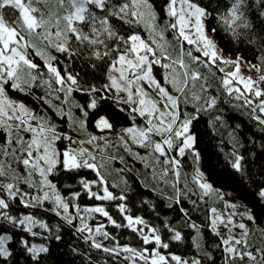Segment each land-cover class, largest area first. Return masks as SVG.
<instances>
[{
	"label": "snow or ice",
	"instance_id": "snow-or-ice-1",
	"mask_svg": "<svg viewBox=\"0 0 264 264\" xmlns=\"http://www.w3.org/2000/svg\"><path fill=\"white\" fill-rule=\"evenodd\" d=\"M244 4L245 0H231L225 11L218 12L210 11L196 0H166L165 19L161 22L152 0H0V229L6 224L32 237L41 235L34 231L36 227L51 231L47 223L32 214L12 215L9 210L18 201L24 208L51 211L69 226L79 222L76 231L86 234L82 239L90 241V247L110 255L128 253L124 259L131 264H202L200 259L189 261L161 253V249L169 248V243L162 240L160 228L130 213L126 192L116 194L110 190V187H119L109 184L110 161L119 159L124 163V158L105 155V152L108 148L122 147L144 166L152 180L173 190L166 198L176 204L189 193L203 199L216 191L198 168L190 180L200 189L199 194L188 187V174H184L181 183V160L189 155L199 161L192 125L202 111L214 109L218 103L217 96L211 94L209 82V76L215 74L213 67L224 73L221 86L229 96L237 93L236 99L243 97L249 106L254 101L245 92L254 98L264 97V88L260 87L264 76L254 80L241 75V59L225 60L207 28L209 18L215 19L224 31L239 39L242 35L239 29L252 28L245 17ZM141 30L147 35H142ZM168 34L172 35L171 41ZM57 54L69 61L87 56L89 60L106 62L108 83L100 89H82L78 74H72L67 68L62 70ZM37 57L43 65L36 62ZM221 64L232 65L234 70L225 72ZM90 66L95 68L96 64ZM156 66L165 70L164 83L154 75ZM250 68L260 70L255 64ZM36 88L44 90L36 99L61 117L70 118L63 105L68 104L72 93L84 91L89 96L86 109L79 104L76 107L81 108L85 118L89 110L100 108L102 101L113 99L127 106L120 110L128 112L132 124L123 129L118 144L96 135H89L87 140H74L58 131L51 119L9 95L10 90L34 95ZM108 92H113V96H106ZM189 106L191 111L187 110ZM256 109L264 113V99H259L252 110ZM138 118L143 121L142 125L136 123ZM256 118L264 125V119ZM95 126L100 132L113 130V124L103 115ZM79 128H86V119L79 121ZM134 148L143 149V154ZM230 155L231 167L242 172L244 157L235 151ZM81 170H91L96 179L81 177L77 182L82 191H73V184H63L62 188L69 190L67 195L63 194L57 187L61 176L67 175L69 180L76 181ZM122 182L127 184L126 180ZM82 192L90 199L120 201L117 208L126 223H118L103 206L81 209L74 202ZM258 196L264 200V189ZM46 203L52 207H45ZM192 203L195 205L196 201ZM229 207L236 208V205ZM181 211L187 217L186 210ZM96 213L106 217L115 228L124 227L137 233L144 245L154 247L136 249L120 246L119 241L112 248L105 246L95 235L113 240L115 237L110 236L104 224L95 228L88 224V219ZM211 213L216 214L217 209L212 208ZM235 214H229L227 223L219 215L211 220L212 231L221 240L217 247L225 254L223 264H264V244L255 245L249 240L252 230L246 223H235L232 219ZM241 215L255 223L256 218L250 212ZM217 222L240 229V236L231 234V230L229 235L222 236ZM189 226L199 233L196 224L189 223ZM164 228L171 233L170 240L184 239L181 231L168 223H164ZM257 230L264 240V228L257 226ZM12 239L7 232L0 234V264H8V258L13 255L9 248ZM54 239L59 241L61 236L57 234ZM20 243L33 264H41L43 254L49 251L46 245L30 243L28 239L22 238ZM196 246L199 247L198 242ZM208 259L209 264H214L211 256Z\"/></svg>",
	"mask_w": 264,
	"mask_h": 264
},
{
	"label": "trees",
	"instance_id": "trees-1",
	"mask_svg": "<svg viewBox=\"0 0 264 264\" xmlns=\"http://www.w3.org/2000/svg\"><path fill=\"white\" fill-rule=\"evenodd\" d=\"M152 2L160 21L163 22L166 0H152ZM196 2L209 7L210 11L215 9L218 12H223L231 0H196ZM243 11L252 28L239 29L242 33L239 39L224 31L215 19L209 18L206 22L207 28L213 34L212 36H214L223 53L240 56L248 64L257 65L261 76H264V0H245ZM212 28H216L217 31L212 32ZM141 34L147 35L143 30H141ZM168 39L172 40L171 34H168ZM57 55L62 62L60 64L62 70L67 68V71L72 74H78L77 78L82 89L91 87L100 89L108 83L106 62L89 60L87 56H79L69 61L62 54ZM36 62L43 65V61L38 57ZM92 63L96 64L95 68L90 66ZM220 66L225 68V72L234 70L232 65L221 64ZM162 71L163 69L159 66L154 68V75L160 81L162 76L159 72ZM213 72L215 74L209 76V82L212 85L211 94L217 96L218 103L214 109L202 111L199 114V119L193 122L192 131L196 136L195 149L199 152L200 158L198 162L189 155L182 158L181 183H183L184 174H188V187L199 194L200 189L190 180L191 175L198 168L204 174L206 181L212 184L216 191L203 199H200L199 195L189 193L187 198H182L181 202L176 204L166 198L172 195L173 190L152 180L144 166L122 147L108 148L105 152V155L124 158V163H121L119 159L110 161L109 184L119 185L117 188L110 187V190L116 194L121 191L126 192L128 197L126 203L130 213L133 216H141L150 225L160 228L162 240L169 243V248L161 249V253L165 256L178 255L189 261L193 258L200 259L202 264H209V256H211L214 264H223L222 257L225 254L217 247L221 244V240L212 231L211 220L215 219L216 215L226 217V193H230L239 205L256 218L255 223L250 222L249 229L252 230V234L249 240L255 245L264 244L261 233L257 230V226L264 228V200L258 196L259 191L264 189V125H261L256 118L259 116L264 119V113H261L259 109L252 110L259 99H264V97L254 98L245 92V95L254 101L253 105L249 106L245 104L243 97L236 99L237 93L229 96L222 88L221 77L224 76V73L219 72L215 67H213ZM260 87L264 88V83L260 84ZM241 90L245 91L243 88ZM33 93L34 95H25L10 90L9 95L22 100L30 108L51 119L57 125L58 131L72 136L74 140H87L89 135H94L97 129L95 123L100 115L108 118L114 128H126L132 124L128 112L120 110L127 106L118 104L113 99L102 101L101 107L95 111L89 110V116L85 118L81 108L76 107V105H83L86 109L89 96L84 91H74L68 104L63 105L65 112L70 114L69 118L68 115L64 117L57 115L53 109L36 99L37 96L44 94L43 89H33ZM105 95L112 97L113 92L105 93ZM187 110L191 111L192 109L189 106ZM216 117H220V119L217 120ZM85 119L86 128L81 130L79 121ZM136 123L142 125L143 121L138 118ZM107 140L118 144L117 135L109 136ZM62 146L63 142H61ZM134 151H140L141 154L144 152L143 149L137 148H134ZM234 151L244 157L242 172H237L231 167L232 156L230 154ZM122 168L131 170L117 171ZM81 177L87 180L96 179L95 173L91 170H81L76 176V181L69 180L67 175H62L57 187L61 188L65 195L68 194L69 190L62 188L63 184H73V191H82L77 182ZM124 180L127 181L126 185L122 182ZM22 187L27 190L26 186L22 185ZM192 201H196V204L193 205ZM74 203L78 204L81 209L103 206L118 223H126L117 208L120 201L90 199L87 194L82 192L80 198ZM45 207L50 208L52 206L46 203ZM212 208L217 209L216 214L211 213ZM181 209L186 210L187 217ZM9 211L12 215L17 216L32 214L37 219L47 223L51 231L45 232L36 227L34 231L40 232L41 235L32 237L21 229L3 225L0 234L7 232L13 237L12 241L9 242V248L13 255L8 258V264H33L20 243L22 238L37 245L44 244L49 248L48 253L43 254L41 264H131V261L124 259L125 256L129 255L128 253L121 252L118 256L110 255L90 247V241L85 242L82 239V236L86 234L76 231L79 222L69 226L61 217L56 216L51 211L24 208L18 201ZM70 211L75 213L74 208H70ZM89 219L88 221H90ZM92 220L106 225L105 230L109 232L110 236L115 237V240L105 239L99 235L96 238L109 248L116 246V241H119L120 246L128 245L136 249L145 247L152 249L154 247V245H144L138 234L133 233L130 229L115 228L106 217L98 213L92 214ZM164 223H168L171 227L181 231L184 239L180 242L170 240L171 233L164 228ZM189 223L196 224L199 233H197V229L190 227ZM57 234L61 236L59 241L54 239ZM221 235L227 236L228 234L221 233ZM197 242L199 247L196 246ZM138 264H143V262H138Z\"/></svg>",
	"mask_w": 264,
	"mask_h": 264
},
{
	"label": "rangeland",
	"instance_id": "rangeland-1",
	"mask_svg": "<svg viewBox=\"0 0 264 264\" xmlns=\"http://www.w3.org/2000/svg\"><path fill=\"white\" fill-rule=\"evenodd\" d=\"M209 34L211 35L212 39L215 41L216 45H217V51L218 53L225 59V60H236L237 58H240V56H237V55H229V54H226V53H223V51L221 50V48L218 46L214 36H212L213 34L209 32ZM158 67V66H157ZM164 72L165 70L163 69L162 72H159V74L162 76V80H161V83H164V80H163V76H164ZM240 74L245 76V77H252L254 80H258L259 77L261 76V73L260 71H257L256 69H251L250 68V64H248L247 62H245L243 59H241V64H240ZM157 78V77H156ZM158 79V78H157ZM159 80V79H158ZM237 87H240V88H243V85L242 84H236ZM153 95H155V93H153ZM12 99L14 100H17V101H22L20 99H16V98H13L11 97ZM23 102V101H22ZM123 129L122 127H119V128H114L113 127V130L111 131H107L105 130L104 132H98V129H96V132L94 135L96 136H103L105 137L106 139L109 138V136H114V135H117V137H119L120 135L123 134ZM111 139V138H110ZM85 147H90L89 145L85 144L84 145ZM227 195V203L225 204V212H226V217L224 218L225 219V223H227V218L229 216V214L231 213H236L234 216H232V219L235 223H240V222H243V223H246L248 224V227L251 225L250 222L246 219L245 216L241 215V213H247L246 209L239 205V203H237V201L232 197V195L229 193H226ZM236 205V208H232V207H229V205ZM90 221H88V224L95 228L96 226L100 225V224H103L101 222H96L95 220H92V218L89 219ZM217 226H218V230L220 233H227L228 235L230 234L229 230H231V234H234L236 235L237 237L240 236V229L238 228H233L232 225H228L227 227L224 226V224H219V222H217ZM95 235V233H93ZM98 235H95V238H97Z\"/></svg>",
	"mask_w": 264,
	"mask_h": 264
}]
</instances>
